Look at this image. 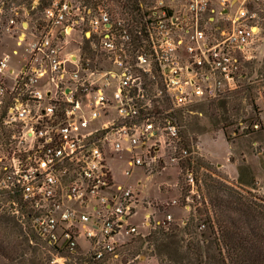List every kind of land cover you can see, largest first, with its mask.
Here are the masks:
<instances>
[{
	"label": "built area",
	"instance_id": "2783aa9c",
	"mask_svg": "<svg viewBox=\"0 0 264 264\" xmlns=\"http://www.w3.org/2000/svg\"><path fill=\"white\" fill-rule=\"evenodd\" d=\"M215 3L0 0V33L22 49L0 53V203L31 222L53 264H123L131 240L169 229L171 214L160 222L146 213V233L131 222L138 194L116 183L107 160L127 155L131 177L180 140V114L242 89L264 31L247 0L233 10ZM84 41L103 61L83 53Z\"/></svg>",
	"mask_w": 264,
	"mask_h": 264
},
{
	"label": "rangeland",
	"instance_id": "374dc122",
	"mask_svg": "<svg viewBox=\"0 0 264 264\" xmlns=\"http://www.w3.org/2000/svg\"><path fill=\"white\" fill-rule=\"evenodd\" d=\"M22 2L28 5L30 0ZM234 2L235 0L227 1L223 5L220 0H216L215 6L217 9L233 10ZM106 5L114 15L119 14V8L112 1H107ZM247 6L250 12L255 13L256 21H259L264 31V0H247ZM36 19L37 15L34 13L33 23ZM72 37L79 40L78 33ZM82 47L83 53L93 62L103 61L104 58L96 55L90 43L84 41ZM15 49L22 51L12 36L0 33V53H11ZM68 50L78 53L73 43H70ZM253 54V59L245 63L242 89L219 100L198 104L180 114V140L163 145L156 154L153 153L152 156H156V160L152 161L150 167L136 168L128 178L124 175V170L128 168V156L124 155L123 159L120 156L108 158L107 162L111 166L116 183L127 184L138 194L137 215L131 222L142 232H148L143 226L146 213L154 214V218L160 222L165 220L166 215H172L168 230L162 226L158 227V233L151 239L145 238L147 241L143 244L135 243L134 246L124 249L126 258L134 261L132 264L191 263V257L186 251L190 236L184 227L191 214H199L194 212L196 207L202 214H207L206 208L212 207L204 182L207 175L218 181L222 176L243 193L251 192L264 199L263 39L255 43ZM150 88L149 90L154 92V88ZM184 149L189 150L204 166L199 172L194 170L199 180L198 190L201 188L198 195L190 193L188 170L183 171L182 168ZM187 196H190L188 203L191 204L192 211L184 208ZM9 220L14 226L13 232H22L28 238V257L33 258V251H36L42 257L48 258L47 264H53L52 252L31 233V222L21 223L13 214H8L7 209L0 203V224ZM203 222L196 219V223L201 225L197 229L198 236L201 232L208 233L207 225H203ZM117 237L122 240L129 239L124 234Z\"/></svg>",
	"mask_w": 264,
	"mask_h": 264
},
{
	"label": "trees",
	"instance_id": "16d2710c",
	"mask_svg": "<svg viewBox=\"0 0 264 264\" xmlns=\"http://www.w3.org/2000/svg\"><path fill=\"white\" fill-rule=\"evenodd\" d=\"M193 167L199 172L204 166L194 156L185 157L183 171ZM220 178L219 181L208 175L204 178L212 207L206 208L207 214L196 207L199 214H191L184 227L190 236L186 251L191 257V263L184 264H264V199L251 192L243 193L226 178ZM196 219L207 225L208 233L201 232V238L197 230L201 225ZM12 228L10 220L0 224V264H47L48 258L36 251H33V258L28 257V238L22 232H13ZM31 233L37 237L32 230ZM156 233L157 230L153 231L147 238L151 239ZM147 240L136 238L126 247ZM132 263L134 261L124 255L123 264Z\"/></svg>",
	"mask_w": 264,
	"mask_h": 264
}]
</instances>
